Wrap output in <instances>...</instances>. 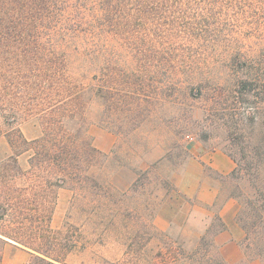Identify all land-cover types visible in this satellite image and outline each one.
<instances>
[{
    "label": "rangeland",
    "instance_id": "374dc122",
    "mask_svg": "<svg viewBox=\"0 0 264 264\" xmlns=\"http://www.w3.org/2000/svg\"><path fill=\"white\" fill-rule=\"evenodd\" d=\"M41 1H0V231L58 264H264V0H184V37H92L94 0Z\"/></svg>",
    "mask_w": 264,
    "mask_h": 264
},
{
    "label": "trees",
    "instance_id": "16d2710c",
    "mask_svg": "<svg viewBox=\"0 0 264 264\" xmlns=\"http://www.w3.org/2000/svg\"><path fill=\"white\" fill-rule=\"evenodd\" d=\"M53 3V1L43 0L41 7L53 12ZM93 4L98 6L92 11L88 9L89 19L84 18L92 23L90 25L92 37H184V0H94ZM11 10H13L12 7L6 5L4 7L0 4L2 30L12 22ZM80 14L83 13L80 12ZM187 17L189 18V15H186ZM34 26V28H38V26ZM39 30L38 33L43 31V28ZM22 34L19 36L21 37ZM245 63L247 64V62ZM242 83L246 88L247 85L253 83V79L248 78ZM248 90L250 89L248 88ZM0 241L6 243L15 241L22 244L27 250L44 254L50 259L38 256L45 264L62 262L59 257L50 256L41 249L29 246L4 231H0ZM1 259L0 257V264Z\"/></svg>",
    "mask_w": 264,
    "mask_h": 264
},
{
    "label": "crops",
    "instance_id": "0c3cea01",
    "mask_svg": "<svg viewBox=\"0 0 264 264\" xmlns=\"http://www.w3.org/2000/svg\"><path fill=\"white\" fill-rule=\"evenodd\" d=\"M197 159H201L204 164V168L206 164L209 163L210 166L218 171L219 173L228 174L234 169L233 160L224 152H214L212 155H202L196 156ZM203 171V170H202ZM216 200V194L211 193L210 199L206 201L207 203H213ZM236 206V201L234 199L227 200L222 207V217L225 221V213Z\"/></svg>",
    "mask_w": 264,
    "mask_h": 264
}]
</instances>
